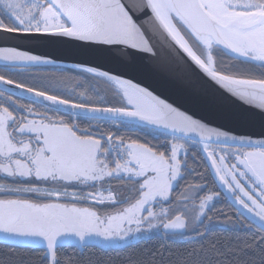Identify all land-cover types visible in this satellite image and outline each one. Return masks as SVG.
Instances as JSON below:
<instances>
[{
    "label": "snow or ice",
    "instance_id": "1",
    "mask_svg": "<svg viewBox=\"0 0 264 264\" xmlns=\"http://www.w3.org/2000/svg\"><path fill=\"white\" fill-rule=\"evenodd\" d=\"M150 34L178 47L208 79L249 106L245 114H224L247 126L248 134L211 127L195 112L96 67L72 66L79 78L64 89L68 96L0 74V82L32 94L18 102L14 92L0 91V234L9 248L0 264H18L16 244L33 246L43 264H61V254L63 264H79L77 245L149 234L195 245H161L143 264H264V0H0L5 44L72 38L151 53ZM220 57L234 63L224 65ZM0 61L6 71L54 63L7 46H0ZM89 78L106 85L110 101L95 85L76 91ZM189 140L192 148L202 146L192 160L202 151L210 162L206 173L189 166ZM189 175L204 182L181 186ZM217 179L223 197L212 190ZM111 180L127 194L104 186ZM221 200L232 214L221 210L224 219L214 222L209 213ZM84 202L97 210L77 207ZM106 205L114 210H98Z\"/></svg>",
    "mask_w": 264,
    "mask_h": 264
},
{
    "label": "water",
    "instance_id": "2",
    "mask_svg": "<svg viewBox=\"0 0 264 264\" xmlns=\"http://www.w3.org/2000/svg\"><path fill=\"white\" fill-rule=\"evenodd\" d=\"M141 19L145 18L141 17ZM149 39L153 49L151 53L125 48L123 45L86 46L84 42L72 38H58L54 41L20 38L12 39L6 44L0 42V46L18 47L22 51H28L32 55H38L54 62L49 65L17 66L18 68L50 66L79 71L72 66L96 67L147 88L153 95L166 100L182 111H188L189 114L195 112L196 118L203 117L204 122L209 123L211 127H218L224 131L234 129L232 134L238 136L248 134L247 126L224 119L225 113L245 114L251 111L247 104L226 93L208 79L171 42L165 41L158 34L156 36L150 34ZM0 65H5V62L0 61ZM0 90L14 92L15 96L23 99L32 97L31 93L3 82H0ZM191 136L198 139L195 134ZM202 154L210 169V162L207 161L203 152ZM216 185L223 195L227 194L220 187L218 179ZM233 206L239 207L234 204ZM245 215L248 214L245 212ZM0 243L6 244L2 239V234H0ZM15 246L33 247L27 244H16Z\"/></svg>",
    "mask_w": 264,
    "mask_h": 264
},
{
    "label": "trees",
    "instance_id": "3",
    "mask_svg": "<svg viewBox=\"0 0 264 264\" xmlns=\"http://www.w3.org/2000/svg\"><path fill=\"white\" fill-rule=\"evenodd\" d=\"M220 60H222V63L224 65L234 63V61H230L227 57H220ZM26 69L29 71L28 75H16V78L19 82L25 83L30 87L46 88V90L50 91L53 94H60L63 96L69 95V93L64 89L75 87L72 81L79 78V71L68 68L43 66L30 67ZM30 73L32 74L30 75ZM91 85H95L97 88L101 89L100 94L105 97V102L111 100L110 94L106 95L103 91V89L106 88V85H104L103 83H98L96 80H91V78H89V80L84 85L76 88V91H82L85 87H90ZM72 98L76 99L79 102V97L73 96ZM153 143H155V141H153ZM189 144V166L196 168L198 173H206V171L209 170V167L202 152H200V156L196 158L195 163L192 160V156L195 152L200 151V147L198 146L196 148H192L191 141H189ZM201 157H203V159H201ZM212 179L213 176H210L208 178L209 187H212ZM203 182V180H193L192 176L189 175L182 182L181 186L186 183ZM212 190L221 191L217 187V185ZM221 194L223 197L224 195L222 192ZM233 208L235 207L233 206ZM215 209V212L209 213V215L213 216L214 222L224 219V216L220 214L221 210L229 215L232 214V209H230L228 204L224 203L223 200H221L220 203L215 204ZM212 235L223 236L224 233H213ZM161 245H165L167 248H170L172 250H183L184 248L193 247L195 245V241L189 242L188 239L180 240L178 237L171 235L169 237H165L163 234H150L140 239L129 241L123 245L111 246L93 244L87 245L83 248H76L75 257L79 264H137V262L143 264L144 261L150 259L147 256V253L152 250H160ZM31 248L32 247L14 246L12 249L15 252L14 260L18 262V264L21 260L23 261V264H43V261L39 257V253L30 250ZM8 251L9 248L6 247V244L0 243V256L6 255ZM67 251L72 252V249L69 248L67 249ZM64 259V255L61 254V264H63ZM156 264H159L158 259Z\"/></svg>",
    "mask_w": 264,
    "mask_h": 264
},
{
    "label": "flooded vegetation",
    "instance_id": "4",
    "mask_svg": "<svg viewBox=\"0 0 264 264\" xmlns=\"http://www.w3.org/2000/svg\"><path fill=\"white\" fill-rule=\"evenodd\" d=\"M5 65H0V74H3V75H6L7 78H10V79H13L17 82H19L17 80V74H20V75H28L29 74V71L26 69V68H18V67H15V68H11L9 67L8 70L6 71L5 70ZM32 73H30L31 75ZM2 91V90H0ZM5 94H7V92H5ZM14 99H16V96L13 97ZM28 99H23V98H19V101L18 102H26ZM2 102V101H0ZM190 145V144H189ZM108 185H111L112 189L116 192H123L125 194H127V189L123 188L121 186V182L120 181H117V180H111V181H108L105 183V187H108ZM85 192H95L97 189H93V188H85L83 189ZM105 195L107 194L106 192L104 193ZM61 202H64V201H61ZM77 207H89V208H92L94 210H97V206L95 204H92L90 202H84V203H79L77 204ZM236 208V207H235ZM100 212H107V211H113V207L112 206H105L103 208H99L98 209ZM93 244H98V245H107V242H102L100 240H97V239H93L92 241H90L88 243V245H93ZM76 248H83V247H80V246H76Z\"/></svg>",
    "mask_w": 264,
    "mask_h": 264
},
{
    "label": "rangeland",
    "instance_id": "5",
    "mask_svg": "<svg viewBox=\"0 0 264 264\" xmlns=\"http://www.w3.org/2000/svg\"><path fill=\"white\" fill-rule=\"evenodd\" d=\"M108 101H110V100H108ZM108 101H106V103L108 102ZM150 235V234H149ZM145 236H148V235H145ZM145 236H143V237H145ZM132 240H135V239H132ZM132 240H128V241H126V242H107V245H111V246H116V245H123V244H125V243H127V242H129V241H132Z\"/></svg>",
    "mask_w": 264,
    "mask_h": 264
}]
</instances>
